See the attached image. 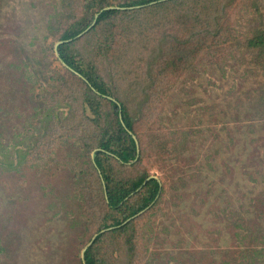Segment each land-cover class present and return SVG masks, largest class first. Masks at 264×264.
I'll use <instances>...</instances> for the list:
<instances>
[{
  "label": "rangeland",
  "instance_id": "374dc122",
  "mask_svg": "<svg viewBox=\"0 0 264 264\" xmlns=\"http://www.w3.org/2000/svg\"><path fill=\"white\" fill-rule=\"evenodd\" d=\"M90 1L0 0V264H84L104 214L97 183L86 195L78 179L100 146L119 155L126 148L114 140L107 101L137 94L148 41L170 34L163 21L150 39L123 32L109 62L92 64L115 96L94 99L95 114L85 112L90 87L58 60L57 45L89 23L72 42L95 51L103 33L92 32ZM206 13L225 15L222 32L240 40L264 37V0H213ZM231 57L182 77L171 72L161 79L171 88L164 101L135 115L142 159L110 160L111 171L117 180L155 178L165 193L131 219L134 251L120 239L97 245L104 264H237L264 252V50ZM141 190L127 199L131 208Z\"/></svg>",
  "mask_w": 264,
  "mask_h": 264
},
{
  "label": "trees",
  "instance_id": "16d2710c",
  "mask_svg": "<svg viewBox=\"0 0 264 264\" xmlns=\"http://www.w3.org/2000/svg\"><path fill=\"white\" fill-rule=\"evenodd\" d=\"M113 1L92 0L85 7L92 15L89 22L94 21L92 32L99 29L98 31L103 33L102 40L100 38L97 40L95 51L91 55L86 53L85 49H79L77 42H72L88 25L90 26L89 23L83 25L81 29L74 26L59 38L63 43L57 47L58 60L83 81L86 80L85 84L90 87L88 91L93 98L90 99L89 95L85 96L81 107L85 112L90 111L95 114L94 99L102 100L106 96L110 98L115 96L109 83L104 81V76L98 74L95 63L94 66L92 64L96 58L103 61L102 64L109 62L108 54L112 53L115 42L123 32L129 33V38L147 34V38L150 39V36L160 30L163 21L170 34L161 35L159 43L157 41L155 45L150 44L154 40L148 41L144 59L146 78L137 83L135 89L137 94L129 101L115 97L114 101H107L115 116L114 140L126 148L119 155L109 151L108 144L100 146L101 151L95 153L91 166L82 172L84 181L78 179V182L84 185L85 194L94 187L93 184L97 183L99 187L97 190L100 193L98 205L101 204L104 214L101 229L97 230L102 234L97 236L92 246L90 245L84 253V264L105 263L98 257L96 247L102 241L106 242V239L113 244L120 239L118 241L120 244L122 243L125 247L128 245L134 251V221L131 219L151 206H156L165 193V189L155 178L147 180V176H142L134 181L117 180L110 168V160L121 165L141 161L144 148L141 136L137 132L138 122L135 115L138 116L142 109L154 110L155 108L152 109L151 105H160L164 101L166 98L164 93L169 92L171 88L164 87L162 85L164 81L161 79H165L175 70L178 76L182 77L186 72L201 65L215 67L219 61L216 56L221 54L230 59L233 53L241 49L264 50V37L240 40L234 32L229 33L226 30V33L222 32L225 15L206 13L213 0H125L117 4L115 8H108L113 6ZM94 15H97L96 19ZM152 17L157 18L159 26L157 23L154 26L151 24ZM119 29H123L121 33ZM86 63L88 64L84 67ZM105 77L108 80L111 79L109 73ZM90 89L98 96L92 94ZM132 136L136 137L138 142V157L136 143ZM140 188H142L139 193L141 199L138 205L131 208L129 205L132 198L128 201L127 199ZM105 191L107 197H105ZM89 202L90 200L87 204ZM118 217L122 220L116 221L113 225L107 224L117 220ZM250 253H245L237 264H257L258 261H264V252Z\"/></svg>",
  "mask_w": 264,
  "mask_h": 264
},
{
  "label": "water",
  "instance_id": "95a60500",
  "mask_svg": "<svg viewBox=\"0 0 264 264\" xmlns=\"http://www.w3.org/2000/svg\"><path fill=\"white\" fill-rule=\"evenodd\" d=\"M90 29V28H89ZM89 29H87L86 31H84L83 33H81L80 35H78L76 38H79V37H81L82 35H84ZM63 42H60V43H58V45L57 46H59V45H61ZM85 82H87L86 80H85ZM112 101H114V100H112ZM119 113L121 114V110H119ZM132 138H133V140L135 141V143H136V147H137V157H138V155H139V146H138V142H137V140H136V137H134V136H132ZM104 190H105V187H104ZM105 196H106V191H105ZM107 197V196H106ZM112 229V228H111ZM100 234H102V233H100ZM98 236V235H97ZM93 243V240L91 241V243L89 244V246L91 245ZM86 250H87V248L85 249V251H84V253L86 252Z\"/></svg>",
  "mask_w": 264,
  "mask_h": 264
}]
</instances>
